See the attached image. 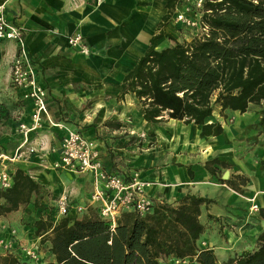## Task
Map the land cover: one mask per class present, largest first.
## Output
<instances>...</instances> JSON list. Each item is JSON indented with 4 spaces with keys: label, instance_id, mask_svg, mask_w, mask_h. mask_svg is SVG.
Returning a JSON list of instances; mask_svg holds the SVG:
<instances>
[{
    "label": "crops",
    "instance_id": "1",
    "mask_svg": "<svg viewBox=\"0 0 264 264\" xmlns=\"http://www.w3.org/2000/svg\"><path fill=\"white\" fill-rule=\"evenodd\" d=\"M166 2L7 0L8 18L24 28L27 52L46 90L48 110L12 166L42 184L52 201L67 194L70 212L76 214L75 206L88 204L93 176L50 166L58 156V151L50 149H58L64 134L50 121L79 130L96 142L106 171L124 180L133 171L140 173L155 208L178 205L187 194L209 199L200 205L198 220L203 231L196 247L211 250L221 263L256 250L257 237L264 230V99L249 103L243 112L214 104L209 122L217 121L223 128L215 136L200 137V125L179 119L146 121L135 94L123 91L122 83L144 55L151 37L159 33ZM175 7L162 30L182 43L185 32L174 21ZM75 32L84 37L89 54L68 46L67 39ZM172 44L163 36L153 46L160 50ZM14 50L13 42L0 43V150L9 155L21 144L18 125L29 121L32 109L22 98L23 90L10 82ZM30 146L35 151L28 154ZM206 162L214 173L205 168ZM226 170L228 177L223 179ZM253 203L257 211L251 209ZM96 207L89 206L84 215L98 217ZM30 209L31 204L0 215V238L8 237L2 226L15 228L19 243L36 247L45 264L51 256L40 249L39 238L23 223L22 212ZM172 255L161 256L158 264ZM189 258L199 264L195 255Z\"/></svg>",
    "mask_w": 264,
    "mask_h": 264
},
{
    "label": "trees",
    "instance_id": "2",
    "mask_svg": "<svg viewBox=\"0 0 264 264\" xmlns=\"http://www.w3.org/2000/svg\"><path fill=\"white\" fill-rule=\"evenodd\" d=\"M176 4L167 0L160 31L125 76L122 90L135 94L148 122L179 119L200 125V137L219 135L221 124L209 122L214 104L243 112L264 99V0H205L202 20L209 36L182 43L162 30ZM163 36L173 44L155 49L154 41ZM205 168L215 172L208 162ZM41 191L46 192L42 184L17 168L12 186L0 189V215L31 204L23 223L51 256L45 264H158L172 253L195 255L199 264H264V230L256 250L225 262L218 263L211 250H198L203 231L198 215L207 198L187 194L178 205L162 204L144 217L124 211L111 228L99 216L70 213L57 219ZM18 258L2 253L0 264H17Z\"/></svg>",
    "mask_w": 264,
    "mask_h": 264
},
{
    "label": "built area",
    "instance_id": "3",
    "mask_svg": "<svg viewBox=\"0 0 264 264\" xmlns=\"http://www.w3.org/2000/svg\"><path fill=\"white\" fill-rule=\"evenodd\" d=\"M100 3L103 0H93ZM205 0H177L174 21L179 30L184 33L183 42L192 39H204L209 36L210 28L202 20V10ZM7 0H0V43L10 41L14 43L15 50L10 59V82L12 86L23 90L22 98L31 103L30 119L20 122L18 131L22 135V142L13 155L0 150V189L6 190L12 186L13 173L11 166L16 157L21 154L19 149L28 142L30 132L42 126V120L48 115L46 104V90L39 82L37 70L32 62L26 47L24 28L16 21L8 18L6 14ZM189 35V36H188ZM68 46L82 54H89L90 48L84 37L75 32L67 39ZM51 125L64 130L58 149V156L52 161L54 169L67 170L73 173L90 172L93 176V191L87 205H77L74 211L77 214L85 213L89 206L97 205V213L102 219L114 227L117 217L124 211H132L139 216L151 214L155 202L146 194V183L141 180L140 173L133 171L128 180L104 169L100 159V151L96 142L85 137L79 130L71 129L61 123L50 121ZM31 154L35 148L27 147ZM56 218L70 214V201L67 194H61L54 201ZM253 211L258 210V205H251ZM7 230L8 237L0 238V253H14L18 256L17 264H41L39 251L34 246L22 245L18 241V232L15 228L2 226ZM20 254L23 257H20ZM186 257L172 255L162 264H186Z\"/></svg>",
    "mask_w": 264,
    "mask_h": 264
},
{
    "label": "rangeland",
    "instance_id": "4",
    "mask_svg": "<svg viewBox=\"0 0 264 264\" xmlns=\"http://www.w3.org/2000/svg\"><path fill=\"white\" fill-rule=\"evenodd\" d=\"M51 164H52V161L50 162V166H51ZM11 169H12V171H14V170H16V167L14 166H11ZM40 196L42 197V200L44 201V203L46 204V205H48L49 207L50 206H53V204H54V201H52V196L49 198V195H48V193L47 192H44V191H41V194H40ZM24 207V206H23ZM22 216H24V217H28V211H25V210H23V212H22ZM78 215V217L79 218H81L83 215H84V213H79V214H77ZM31 216V215H30ZM29 216V217H30ZM10 221V220H9ZM44 252H45V250H44ZM44 252H42L43 253V255L42 256H45L44 255ZM47 256V255H46ZM186 258H187V262H186V264H192V260H190V256H185ZM45 259H47L48 260V256H47V258H45ZM40 263H42L41 261H40Z\"/></svg>",
    "mask_w": 264,
    "mask_h": 264
},
{
    "label": "water",
    "instance_id": "5",
    "mask_svg": "<svg viewBox=\"0 0 264 264\" xmlns=\"http://www.w3.org/2000/svg\"><path fill=\"white\" fill-rule=\"evenodd\" d=\"M228 171L226 170L223 174H222V178L226 179L228 177Z\"/></svg>",
    "mask_w": 264,
    "mask_h": 264
}]
</instances>
